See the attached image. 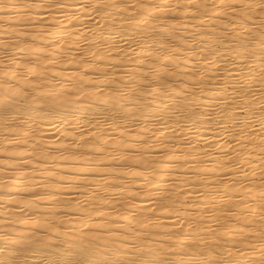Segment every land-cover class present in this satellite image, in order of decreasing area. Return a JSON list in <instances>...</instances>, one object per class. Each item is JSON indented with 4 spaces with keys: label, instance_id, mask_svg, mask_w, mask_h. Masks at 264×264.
<instances>
[{
    "label": "bare ground",
    "instance_id": "6f19581e",
    "mask_svg": "<svg viewBox=\"0 0 264 264\" xmlns=\"http://www.w3.org/2000/svg\"><path fill=\"white\" fill-rule=\"evenodd\" d=\"M87 1L0 0V264H264V0Z\"/></svg>",
    "mask_w": 264,
    "mask_h": 264
},
{
    "label": "rangeland",
    "instance_id": "374dc122",
    "mask_svg": "<svg viewBox=\"0 0 264 264\" xmlns=\"http://www.w3.org/2000/svg\"><path fill=\"white\" fill-rule=\"evenodd\" d=\"M85 1H86V0H85ZM88 1H89V0H88ZM88 1H87V2H88ZM137 1H138V2H137ZM141 1H142V0H135V3L137 4V3H140ZM87 2H85V3L88 4ZM93 7H94V5H92V6H90V7L88 8V11H87L88 16L91 15V12L93 11ZM82 40H83V39H82ZM78 42H79L78 44L82 45L84 41L79 40ZM81 42H82V43H81ZM119 43H120V44H119ZM119 43H118V45L120 46L119 48H121L122 45L125 44V43H123V42H119ZM132 47H133V48H132ZM134 47H135V46H131L130 48H132V49L134 50ZM128 52H131V49H130ZM155 127H156V126L154 125V126H151L150 128H148V131H149L148 133H150L149 135H151L152 133H153L152 135H154V134L156 133L157 128H155ZM82 128H83V126H82ZM153 129H154V130H153ZM155 130H156V131H155ZM259 130H260L261 132L264 131L263 128H260ZM152 131H153V132H152ZM151 132H152V133H151ZM154 132H155V133H154ZM48 133H49V132H48ZM74 135H75V134H74ZM152 135H151V136H152ZM224 140H225V139H224ZM159 141H161V140H159ZM225 141H226L227 143H229L230 145L233 144V141L231 140V138L229 139L228 136L226 137V140H225ZM228 141H229V142H228ZM230 141H232V142H230ZM186 143H187V142H186ZM188 143H189V141H188ZM218 155H219V154H218ZM263 156H264V154H263ZM166 182H168V180H166ZM191 195L193 196V194H191ZM195 195H196V194H195ZM192 196L189 195V197H188V196L186 197L187 200L185 199V201H184L185 203L183 202L184 204H186L185 206H189V207H190L189 204H191L192 202H194V201H192V198H194L195 196H194V197H192ZM247 197H248V196H247ZM247 197H245L244 200H245ZM248 198H249V197H248ZM193 200H195V198H194ZM183 203H182V204H183ZM182 204H181V205H182ZM192 204H193V203H192ZM192 204H191V205H192ZM181 205H180V210H184V211H185V208H186V207H184L183 205L181 206ZM182 207H184V208H182ZM189 207H187V209H188ZM189 209H190V208H189ZM189 211H190V213H189ZM189 211H187L188 214H185V215H187V216H188L189 214L191 215V210H189ZM193 212H194V211H192V214H194ZM190 215H189V216H190ZM61 217H62V215H61ZM64 217H65V216H63L62 219H65Z\"/></svg>",
    "mask_w": 264,
    "mask_h": 264
}]
</instances>
